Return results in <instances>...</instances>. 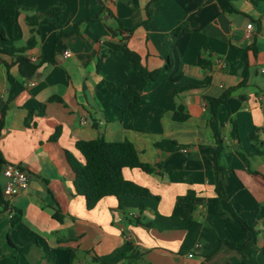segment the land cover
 Returning a JSON list of instances; mask_svg holds the SVG:
<instances>
[{
	"label": "crops",
	"instance_id": "1",
	"mask_svg": "<svg viewBox=\"0 0 264 264\" xmlns=\"http://www.w3.org/2000/svg\"><path fill=\"white\" fill-rule=\"evenodd\" d=\"M17 4L12 39L0 11L3 44L24 48L34 15L35 44L24 54L38 68L25 77L0 54V264H264V0ZM108 42L159 77L143 83L116 50L97 68ZM129 87L140 94L137 113L124 112ZM226 90L210 120L206 97ZM179 107L184 120L173 118ZM97 138L127 140L154 166L123 169L146 196L107 195L86 207L66 151L82 162L76 141ZM7 164L29 176L13 197L3 190ZM239 218L255 232L245 262L221 243L248 240Z\"/></svg>",
	"mask_w": 264,
	"mask_h": 264
},
{
	"label": "trees",
	"instance_id": "2",
	"mask_svg": "<svg viewBox=\"0 0 264 264\" xmlns=\"http://www.w3.org/2000/svg\"><path fill=\"white\" fill-rule=\"evenodd\" d=\"M17 7V0H0V11L10 28V32L8 34L9 39H12V26ZM26 23L30 27V36L26 42V46L20 49L3 44V42L6 41L5 29L0 26V54L12 55L14 57V62L18 66L19 72L25 77H32L35 74L38 65L31 61L24 54V52L27 49L32 48L35 44V29L33 27L37 23V18L34 15L27 16ZM51 23H53V25L57 28L55 31V37L58 38L62 34V31L58 29L59 21L58 19L55 21L51 20ZM119 28L121 27L119 26ZM177 30L178 28L175 29V32ZM130 31L131 29L128 30V32ZM111 50L121 51L127 56L129 62L138 69L143 83L146 84L147 82L156 80L159 77L161 70L158 69L148 71L145 69L140 63L139 56L131 51L125 44L121 43L108 42L105 44L98 57L97 68H99L104 57ZM3 64L5 68L8 66L5 62H3ZM201 64L204 65L203 60L201 61ZM229 91L230 90H226L218 98L206 97L211 114L210 120H212L215 116L217 106L223 103L227 98ZM128 92L131 98L124 112L137 113L141 108L140 94L131 87L128 88ZM181 112L182 109L179 107L175 111L173 118L175 120H184L186 115ZM58 132L59 130L57 129L52 137L55 138ZM232 133L233 136H236V125L234 122ZM215 138L218 148H220L221 142L217 133H215ZM248 139L251 142L255 141L254 131L249 133ZM165 142L166 141L157 142L155 146L169 148L165 146ZM75 148L81 154L83 158L82 162L78 161L68 151H66V156L74 173L73 186L75 192L84 197L85 204L88 209L92 208L102 197L107 195H135L144 197L148 194V189L125 179L123 176L124 168H138L145 173H152L154 171L153 165L140 161L131 142L127 140L109 142L103 140L102 138H97L94 140L76 141ZM216 193L218 198L225 199L218 186H216ZM239 221L249 233L248 240L243 244L241 242L233 241H222L221 243H224L229 248L238 251L243 257V262H245L243 254L246 249L247 242L255 240V232L240 218Z\"/></svg>",
	"mask_w": 264,
	"mask_h": 264
},
{
	"label": "built area",
	"instance_id": "3",
	"mask_svg": "<svg viewBox=\"0 0 264 264\" xmlns=\"http://www.w3.org/2000/svg\"><path fill=\"white\" fill-rule=\"evenodd\" d=\"M247 29L251 28V24L246 25ZM64 55H68V51H64ZM2 174L5 177L4 193L8 197H13L28 187V173L18 164H7L2 168ZM191 256V255H190Z\"/></svg>",
	"mask_w": 264,
	"mask_h": 264
}]
</instances>
